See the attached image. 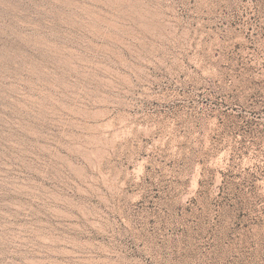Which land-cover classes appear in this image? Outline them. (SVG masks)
Instances as JSON below:
<instances>
[{
    "label": "rangeland",
    "instance_id": "1",
    "mask_svg": "<svg viewBox=\"0 0 264 264\" xmlns=\"http://www.w3.org/2000/svg\"><path fill=\"white\" fill-rule=\"evenodd\" d=\"M0 264H264V0H0Z\"/></svg>",
    "mask_w": 264,
    "mask_h": 264
}]
</instances>
